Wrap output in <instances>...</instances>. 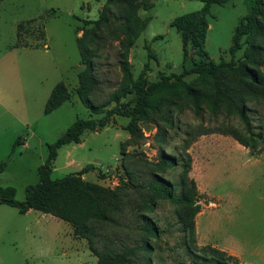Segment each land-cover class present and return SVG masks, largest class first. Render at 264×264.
<instances>
[{
    "label": "rangeland",
    "instance_id": "obj_1",
    "mask_svg": "<svg viewBox=\"0 0 264 264\" xmlns=\"http://www.w3.org/2000/svg\"><path fill=\"white\" fill-rule=\"evenodd\" d=\"M105 2L0 0V162L9 158L0 173V185L13 187L18 201L24 200L26 186L37 182L48 145L76 118L101 115L91 114L76 93L78 74L84 68L76 39L92 32V21L98 19ZM250 4L251 0H226L210 5L202 48L213 61H237L242 55L243 49L234 54L229 49L233 31ZM202 6V0H142L133 15L147 25L138 37L114 39L105 26L94 30L90 48L95 52L91 60L98 83L84 97L97 110L114 105L109 96L122 85L121 59L128 61L134 78L144 72L149 81L179 74L183 65L200 64L203 58L195 49H189L183 59L180 34L170 22ZM60 82L70 99L44 113L52 88ZM209 82L190 74L159 84L148 98L147 117L136 120L141 130L136 139H130L126 130L130 118L115 115L109 125L85 131L79 143L60 147L51 178L92 165L83 178L120 196L119 201L107 200L111 220L92 221L89 242L74 236L69 223L51 214L34 209L21 214L13 206L0 204V264H96L90 245L98 252L126 253L123 264H197L181 231V204L153 194L145 184L151 172L158 173L151 162L157 161L160 148L178 156L188 133L222 124L241 129L238 118L227 117L223 107L211 112L204 97L210 92ZM186 87L200 91L199 98L189 96ZM134 98L131 93L121 101L132 105ZM246 100L258 131L264 124V95ZM19 137L22 143L26 138V146L16 144ZM187 151L191 157L188 175L195 182L200 204L195 245L224 250L241 264H264V147L252 154L231 136L208 132L198 135ZM128 174L132 175L129 186L136 187L123 183H128ZM158 174L180 194L179 167ZM145 218L157 226L156 236L139 227Z\"/></svg>",
    "mask_w": 264,
    "mask_h": 264
},
{
    "label": "trees",
    "instance_id": "obj_2",
    "mask_svg": "<svg viewBox=\"0 0 264 264\" xmlns=\"http://www.w3.org/2000/svg\"><path fill=\"white\" fill-rule=\"evenodd\" d=\"M203 6L199 10L186 12L172 19L170 26L174 27L180 34L182 42L183 59H186L189 49H195L203 61L192 66L183 65L179 74L170 73L161 75L157 81H149L144 78L142 72L134 78L130 65L126 59H121L120 69L122 72V85L109 96V101L114 105L104 111L97 110L84 96L92 92L97 86V79L94 76V64L91 60L95 54L90 45L95 42L94 30L105 26L108 33L114 39L119 36L128 38L138 37L145 29L147 22L140 20L133 14L139 8L142 0H106L105 8L102 9L97 20L92 21L91 31L88 35L85 32L76 39L81 64L84 68L78 74V86L76 93L80 96L84 105L89 108L91 115L87 118H76L66 131L52 144L48 145V156L43 164L37 169L38 180L25 188L23 201L15 199V189L11 186L0 185V204H7L15 207L23 214L29 209L42 213L51 214L73 227V235L84 237L91 242V222L98 220L106 222L111 220L107 214L108 199L115 198L119 201L117 192H111L97 182L85 180L83 174L92 170L90 164L80 170L66 174L63 177L51 178L53 161L57 156L60 147L70 143H79L83 133L87 130L96 131L114 121V116H125L130 118L126 130L130 139L141 136V130L136 120L145 119L149 108L148 98L154 89L161 83L169 80H182L190 74L209 79L210 92L204 97L208 100L212 113L218 112L220 107L225 109L227 117L235 116L241 124V129L234 126L222 124L212 130H203L198 133H188L179 148L178 156L164 149H159L158 159L151 162L158 173L164 172L167 168L179 167L181 177L179 186L181 192L175 194L174 185L158 173L151 172L146 182V189L153 194L166 200L180 203L179 222L181 231L185 236L186 248L195 256V263L199 264H241L239 259L224 250L210 245H195V217L200 211V204L197 200V188L195 182L189 177L191 169V157L188 148L194 139L201 134L208 132H219L234 138L239 144L248 148L252 154L259 153L264 147V124L255 131L253 121L248 111L246 97L251 95H264V0H251L248 12L236 25L229 49L231 54L243 49L242 55L237 61H213L202 46L205 41L208 23L206 16L212 3L222 4L226 0H202ZM113 6L114 10L109 7ZM131 42H128L130 45ZM185 64V63H184ZM135 93L132 105L124 103L121 99L127 94ZM186 93L194 100H197L201 92L186 87ZM70 99V92L63 82L54 86L50 92L44 107V113H49L63 102ZM169 123V122H168ZM171 125V123H169ZM163 136V134H157ZM19 137L16 141L20 142ZM9 158L0 162V173L6 168ZM147 161V160H146ZM129 186L131 174H128ZM136 187V186H129ZM141 187V185L139 186ZM123 187H121L122 189ZM148 203V202H146ZM149 204V203H148ZM144 217V216H142ZM143 231L156 236L158 232L155 223L148 218L139 226ZM89 249L96 255V264H123L126 260V253L98 252L93 246ZM132 254L133 252H129Z\"/></svg>",
    "mask_w": 264,
    "mask_h": 264
},
{
    "label": "crops",
    "instance_id": "obj_3",
    "mask_svg": "<svg viewBox=\"0 0 264 264\" xmlns=\"http://www.w3.org/2000/svg\"><path fill=\"white\" fill-rule=\"evenodd\" d=\"M20 144H21V146H26L27 145L26 138L25 139L23 138V143L21 142ZM78 170H80V168H78L77 171ZM83 177H84V175H83Z\"/></svg>",
    "mask_w": 264,
    "mask_h": 264
}]
</instances>
